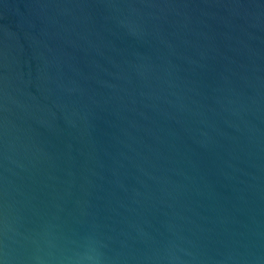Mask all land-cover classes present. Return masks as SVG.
Returning a JSON list of instances; mask_svg holds the SVG:
<instances>
[{
  "label": "water",
  "instance_id": "water-1",
  "mask_svg": "<svg viewBox=\"0 0 264 264\" xmlns=\"http://www.w3.org/2000/svg\"><path fill=\"white\" fill-rule=\"evenodd\" d=\"M0 264H264V0H0Z\"/></svg>",
  "mask_w": 264,
  "mask_h": 264
}]
</instances>
